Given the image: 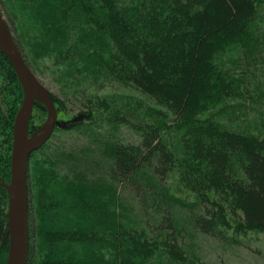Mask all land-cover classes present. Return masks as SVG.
<instances>
[{
	"label": "trees",
	"instance_id": "1",
	"mask_svg": "<svg viewBox=\"0 0 264 264\" xmlns=\"http://www.w3.org/2000/svg\"><path fill=\"white\" fill-rule=\"evenodd\" d=\"M263 3L31 1L30 13L40 10L33 17L47 25L29 52L32 61L52 57L53 66L69 67L72 74L66 70L63 78L70 75L75 84L97 79L96 68L109 72L161 109H153L151 121L127 107L58 129L67 134L60 145L31 154L28 264H36L41 237L46 254L40 264H206L192 251L198 234L227 242L231 224L237 233L264 230V137L227 129L207 114L212 103L238 97L215 59L249 35ZM0 60L7 59L0 53ZM7 66L8 115L0 110L2 178L9 176L12 122L22 99V86ZM93 103L72 105L82 111ZM121 128L135 140L115 137ZM172 179L194 201L176 196ZM35 181L39 198L33 197ZM59 194L69 200L62 213L72 219L66 222L54 214ZM104 196L110 209L95 214ZM6 231L7 194L0 186V264H7Z\"/></svg>",
	"mask_w": 264,
	"mask_h": 264
},
{
	"label": "rangeland",
	"instance_id": "2",
	"mask_svg": "<svg viewBox=\"0 0 264 264\" xmlns=\"http://www.w3.org/2000/svg\"><path fill=\"white\" fill-rule=\"evenodd\" d=\"M31 1L0 0V11L13 38L17 40L16 45L17 47L19 46V51L21 49L20 52L25 56L23 58L24 60L26 59V64H29V68L37 79L50 91L55 101L59 124H64V127H57L54 130L52 136L43 147L47 146L50 149L53 148V145H60L59 139L65 140L64 138L67 134L61 135L58 133V129H68L79 122H92V120L103 117L108 112L117 111V109L125 110L128 107L127 112H131V110H135L137 113L142 112L143 117L141 114L140 116L146 121H151L154 118L152 116L153 109H161V107H158L146 95L134 90L129 84L115 80L109 72H101L96 68L95 75L97 79L90 82L85 80L80 84L78 81V84H75V79L72 80L70 75L67 78H63L66 70L72 74L69 67L66 69V67L62 66H53L55 59L52 57L46 56L32 61L29 52L32 47L36 48L35 46L40 43L39 40L43 35L44 26L47 27V25L43 24L42 20L36 21L33 17V14H38L40 10L33 11V14L30 13ZM34 6L37 7L39 4ZM259 12V18L251 26L249 35L243 38L241 42L227 47L224 53L219 54L215 59L218 68L228 76V82L231 80L232 88L238 92V97L240 96L241 99L235 97L225 99L218 104L212 103L210 112L207 114L215 115L216 120L227 129L254 133L257 136L264 137V3L260 5ZM245 42L246 45H243ZM6 62L0 60V110L3 112L2 115H8V104L5 100L7 94L4 93V86L10 81L8 78L9 68L7 66V64L9 66L10 64L7 60ZM76 78L78 80L81 79L80 76ZM10 87L13 88L12 83H10ZM77 89L82 92L77 91ZM83 89H85L86 93L83 92ZM87 99H91L97 104L104 103V106L108 105L109 108L107 110L100 109L96 107V103H93L94 106L79 111L72 105L74 102H87ZM46 118L47 113L44 106L39 103L36 104L30 120V131L34 132L40 128ZM109 135L114 138L113 132ZM1 137L0 135V141H2ZM115 137L121 138L123 142L135 140V137L127 128H121L116 131ZM2 179L6 183L9 182V176ZM45 184L46 181L44 187ZM169 185H171V191L176 196L188 202L194 201L195 196L185 191L177 181L175 182V179H172ZM33 190V197L37 195L36 198H39V188L36 185V181L33 185ZM56 197H58L59 201L56 199L53 201H58L59 205L57 206L61 207V209L58 208L54 214L57 217L59 216L60 222H66L71 216L62 212H65V207L69 200L63 194H59ZM88 202L92 205L91 199ZM96 208L94 206L95 214L101 213L107 208L110 209L108 207V196L103 197V204L100 205V209ZM49 220L52 221V218ZM225 236H227L228 241L220 242L211 237L198 234L194 239L192 251H195V253L200 252L199 256L206 264H264V230H244L237 233L235 227H232L231 224L226 229ZM98 238L99 240L102 238L100 231ZM44 241L46 239L41 237L36 242L38 243L39 252L36 264H40L43 255L46 254ZM110 251L107 247V252L110 253ZM109 260L111 259L109 258ZM94 261H96V258Z\"/></svg>",
	"mask_w": 264,
	"mask_h": 264
},
{
	"label": "water",
	"instance_id": "3",
	"mask_svg": "<svg viewBox=\"0 0 264 264\" xmlns=\"http://www.w3.org/2000/svg\"><path fill=\"white\" fill-rule=\"evenodd\" d=\"M0 53L7 59L22 86V100L12 126L9 182L0 177L7 194V264H28L29 192L28 166L31 154L41 149L57 127L58 112L50 91L37 79L19 51L6 20L0 11ZM42 104L47 118L36 131L30 120L36 104Z\"/></svg>",
	"mask_w": 264,
	"mask_h": 264
}]
</instances>
